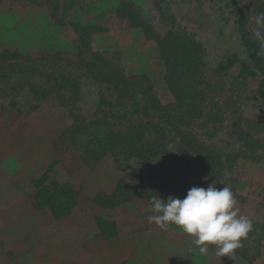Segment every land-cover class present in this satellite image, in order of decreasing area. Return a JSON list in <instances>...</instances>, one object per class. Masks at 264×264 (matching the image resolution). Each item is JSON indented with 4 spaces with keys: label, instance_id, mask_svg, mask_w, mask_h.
<instances>
[{
    "label": "rangeland",
    "instance_id": "374dc122",
    "mask_svg": "<svg viewBox=\"0 0 264 264\" xmlns=\"http://www.w3.org/2000/svg\"><path fill=\"white\" fill-rule=\"evenodd\" d=\"M125 1L157 33L161 21L172 18L176 28L203 45L210 68L223 57L238 58L225 73L203 75L202 116L177 125L217 151L221 167L211 174L200 170L194 154L164 124L161 117L177 114L158 49L142 30L118 23L119 0H0V62L10 52L28 69L0 85V264H264V128L246 126L257 94L250 82L237 78L245 44L260 50L252 17L264 11V0ZM235 8L245 15L243 35ZM73 25L97 29L88 39L92 51L119 55L129 83L121 101L115 85L88 73ZM59 73L80 84L76 118L69 121L76 144L64 159L55 158L47 139L56 113L69 107L61 108L53 95L37 100L31 92V86L48 89L49 75ZM149 97L163 108V116L155 113ZM139 126L145 141L165 149L153 161L122 157L117 165L111 158L95 163L84 155L85 147L108 131L125 133ZM43 175L82 188L90 198L111 194L122 181L163 200L169 195L183 199L192 187L230 186L240 214L253 222L239 248L245 257H220L214 246L201 255L182 229L162 231L149 223L153 213L144 198L109 213L119 230L115 239L101 237L93 213L56 221L31 205L33 180Z\"/></svg>",
    "mask_w": 264,
    "mask_h": 264
},
{
    "label": "trees",
    "instance_id": "16d2710c",
    "mask_svg": "<svg viewBox=\"0 0 264 264\" xmlns=\"http://www.w3.org/2000/svg\"><path fill=\"white\" fill-rule=\"evenodd\" d=\"M13 1L21 4L28 0ZM234 12L240 19V33L243 35L242 25L245 15L239 8H235ZM115 16L124 29H140L147 40L154 42L164 67L165 84L174 100L177 114V117L171 115V118L167 114L166 117L161 118L162 120L164 118V124L175 133L180 143L192 155L194 154L200 170L211 174L213 169L221 167L217 151L178 131L177 125L186 126L202 116L205 102L203 75L208 70H213L215 74L225 73L237 63L238 58L223 57L210 68L203 45L184 30L176 28L172 18H164L161 21L162 31L157 33L141 18L137 8L125 0H119ZM73 29L80 36L78 50L84 55L88 73L95 81L115 85L118 88V99L121 101L127 96L125 90L129 83L120 67L119 55L91 50L88 39L90 33L97 30L96 28L73 25ZM245 53L246 59L240 61L237 78L250 82L257 94L256 105L246 117L245 123L249 129L260 131L264 128V60L257 54L258 50L252 43L245 44ZM15 59L14 55L6 52V57L1 60L0 85L6 84L15 75L26 74L28 69L21 67ZM47 83L48 89L31 86V92L37 100H47L53 95L61 103V108L69 107L66 113L63 109L56 113L47 139L55 158L64 159L76 144V131L72 130L71 125L69 126V121L73 123L76 118L74 111L78 103L77 94L80 84L64 73L49 75ZM149 101L154 106L155 113L163 116L164 110L159 103L152 97H149ZM154 133L160 135L158 130ZM144 137V131L140 126L125 133L108 131L105 135L93 139L85 147L84 155L95 163L111 158L119 165V158L122 157L127 160L151 162L162 155L165 149L145 141ZM33 188L31 205L34 209L48 211L56 221L71 216L82 218L86 214L93 213L95 225L101 237L106 240L115 239L119 235L115 222L108 218L109 213L139 198H144L149 204L150 198L155 195L122 181L111 194L98 193L90 198L84 189L74 188L68 183L62 184L54 179H46L45 175L33 180ZM235 253L242 258L245 257L244 251L237 249Z\"/></svg>",
    "mask_w": 264,
    "mask_h": 264
},
{
    "label": "clouds",
    "instance_id": "9594fccd",
    "mask_svg": "<svg viewBox=\"0 0 264 264\" xmlns=\"http://www.w3.org/2000/svg\"><path fill=\"white\" fill-rule=\"evenodd\" d=\"M252 21L255 25L254 37L259 42L258 55H264V11L258 12ZM238 201L230 186L217 188L215 183L207 188L192 187L183 199L169 195L166 200L153 195L149 209L153 215L149 223L162 231L170 226L182 229L201 255L214 246L218 256L230 258L243 247L242 241L252 231L253 222L240 214Z\"/></svg>",
    "mask_w": 264,
    "mask_h": 264
},
{
    "label": "flooded vegetation",
    "instance_id": "af4514ba",
    "mask_svg": "<svg viewBox=\"0 0 264 264\" xmlns=\"http://www.w3.org/2000/svg\"><path fill=\"white\" fill-rule=\"evenodd\" d=\"M227 57H230V56H227Z\"/></svg>",
    "mask_w": 264,
    "mask_h": 264
}]
</instances>
